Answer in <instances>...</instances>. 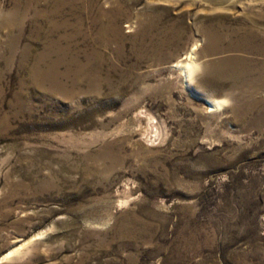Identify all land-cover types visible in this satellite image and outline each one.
Here are the masks:
<instances>
[{
	"label": "rangeland",
	"instance_id": "1",
	"mask_svg": "<svg viewBox=\"0 0 264 264\" xmlns=\"http://www.w3.org/2000/svg\"><path fill=\"white\" fill-rule=\"evenodd\" d=\"M0 264H264V0H0Z\"/></svg>",
	"mask_w": 264,
	"mask_h": 264
},
{
	"label": "bare ground",
	"instance_id": "2",
	"mask_svg": "<svg viewBox=\"0 0 264 264\" xmlns=\"http://www.w3.org/2000/svg\"><path fill=\"white\" fill-rule=\"evenodd\" d=\"M206 1L211 2V0H206ZM58 64L54 63L53 66L51 67V71H49L48 73H44V74L40 73L39 70L36 69L37 71L34 72V75L35 76L39 75L38 78L46 79V80L50 78H58V75H59L58 66H57ZM177 67L184 74L187 81H191L194 73L197 71V69L200 68V66L196 62H190L189 64H184V65L178 64ZM208 104L211 109L218 108L222 105L221 103H217L213 101H208Z\"/></svg>",
	"mask_w": 264,
	"mask_h": 264
}]
</instances>
